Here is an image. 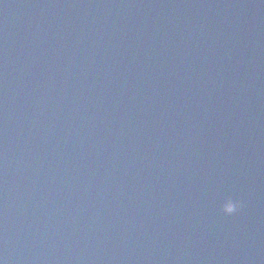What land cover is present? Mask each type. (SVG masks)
Wrapping results in <instances>:
<instances>
[{"label":"water","instance_id":"1","mask_svg":"<svg viewBox=\"0 0 264 264\" xmlns=\"http://www.w3.org/2000/svg\"><path fill=\"white\" fill-rule=\"evenodd\" d=\"M0 264H264V0H0Z\"/></svg>","mask_w":264,"mask_h":264},{"label":"clouds","instance_id":"2","mask_svg":"<svg viewBox=\"0 0 264 264\" xmlns=\"http://www.w3.org/2000/svg\"><path fill=\"white\" fill-rule=\"evenodd\" d=\"M243 207V202L230 196L223 204H221V210L227 215H231L239 211Z\"/></svg>","mask_w":264,"mask_h":264}]
</instances>
